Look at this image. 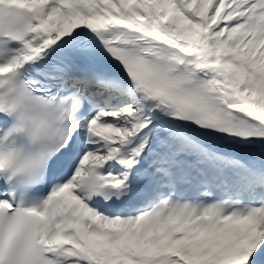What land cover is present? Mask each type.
Returning a JSON list of instances; mask_svg holds the SVG:
<instances>
[{
	"label": "snow or ice",
	"instance_id": "snow-or-ice-1",
	"mask_svg": "<svg viewBox=\"0 0 264 264\" xmlns=\"http://www.w3.org/2000/svg\"><path fill=\"white\" fill-rule=\"evenodd\" d=\"M0 264H264V0H0Z\"/></svg>",
	"mask_w": 264,
	"mask_h": 264
}]
</instances>
